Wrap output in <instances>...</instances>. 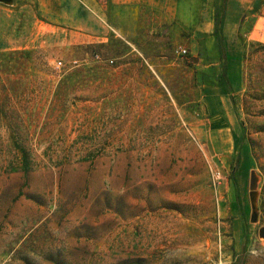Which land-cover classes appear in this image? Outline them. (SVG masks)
<instances>
[{
	"label": "rangeland",
	"instance_id": "rangeland-1",
	"mask_svg": "<svg viewBox=\"0 0 264 264\" xmlns=\"http://www.w3.org/2000/svg\"><path fill=\"white\" fill-rule=\"evenodd\" d=\"M69 39L0 37V264H264V49Z\"/></svg>",
	"mask_w": 264,
	"mask_h": 264
},
{
	"label": "crops",
	"instance_id": "crops-1",
	"mask_svg": "<svg viewBox=\"0 0 264 264\" xmlns=\"http://www.w3.org/2000/svg\"><path fill=\"white\" fill-rule=\"evenodd\" d=\"M151 35H185L189 45H183L190 49L199 37L208 38L206 52L216 55L221 66L213 78L217 84L226 83L223 69L225 65L228 68L229 60L248 63L249 56L262 53L264 0L0 1V37L5 48L35 47L60 36L63 44L65 36L67 41H71L69 36H76L77 43L87 37L104 41L109 36L124 39L133 47L131 51L143 56ZM11 36L17 40L11 41ZM140 63L151 68L145 59Z\"/></svg>",
	"mask_w": 264,
	"mask_h": 264
},
{
	"label": "built area",
	"instance_id": "built-area-1",
	"mask_svg": "<svg viewBox=\"0 0 264 264\" xmlns=\"http://www.w3.org/2000/svg\"><path fill=\"white\" fill-rule=\"evenodd\" d=\"M177 52L179 53V54H181V55H184V54H186L187 53V49L186 48H178L177 49ZM97 57H99V55L97 54L96 55ZM114 62V60H110V63H113ZM64 66V63H63V61L62 60H59L58 61V63H57V67L58 68H61V67H63ZM213 177H214V180L215 181H218L219 183H220V181H221V179H223V174H222V172L221 171H215L214 173H213Z\"/></svg>",
	"mask_w": 264,
	"mask_h": 264
},
{
	"label": "water",
	"instance_id": "water-1",
	"mask_svg": "<svg viewBox=\"0 0 264 264\" xmlns=\"http://www.w3.org/2000/svg\"><path fill=\"white\" fill-rule=\"evenodd\" d=\"M0 1L5 2V3H11L12 2V0H0ZM257 194H258L257 191H253L251 193V201H252V206H253V210H254L253 220H256V218H257V205H256ZM259 234L261 237H264V226L260 228Z\"/></svg>",
	"mask_w": 264,
	"mask_h": 264
},
{
	"label": "trees",
	"instance_id": "trees-1",
	"mask_svg": "<svg viewBox=\"0 0 264 264\" xmlns=\"http://www.w3.org/2000/svg\"><path fill=\"white\" fill-rule=\"evenodd\" d=\"M261 46L264 48V43H261ZM223 46H222V43H221V48H222ZM224 76H225V78H226V80H227V82L229 81V78H228V74H227V69H226V65L224 66ZM29 161H28V158H27V160H26V164H25V167H23V169L24 170H29Z\"/></svg>",
	"mask_w": 264,
	"mask_h": 264
}]
</instances>
